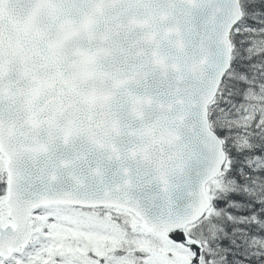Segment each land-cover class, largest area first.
Returning a JSON list of instances; mask_svg holds the SVG:
<instances>
[{
    "label": "snow or ice",
    "instance_id": "1",
    "mask_svg": "<svg viewBox=\"0 0 264 264\" xmlns=\"http://www.w3.org/2000/svg\"><path fill=\"white\" fill-rule=\"evenodd\" d=\"M0 264H264V0H0Z\"/></svg>",
    "mask_w": 264,
    "mask_h": 264
}]
</instances>
